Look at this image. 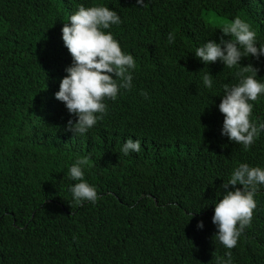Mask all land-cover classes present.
<instances>
[{
	"label": "trees",
	"instance_id": "16d2710c",
	"mask_svg": "<svg viewBox=\"0 0 264 264\" xmlns=\"http://www.w3.org/2000/svg\"><path fill=\"white\" fill-rule=\"evenodd\" d=\"M0 0V264H216L229 251L214 238L215 203L239 163L264 169V130L245 151L221 134L225 83L236 69L205 64L195 49L219 43L208 19L239 16L264 45V0ZM104 5L120 15L111 32L136 62L130 90L106 100L103 120L82 136L55 98L72 57L62 39L69 17ZM175 42L168 43L169 33ZM225 39H230L225 36ZM259 69L264 55L244 57ZM210 72L213 86L203 84ZM147 92V98L141 91ZM250 120L264 123V94ZM141 151L125 156L126 141ZM88 157L84 179L101 196L77 205L68 177ZM242 187V186H239ZM232 264H264V185ZM193 213V215H192ZM203 221V228L197 223Z\"/></svg>",
	"mask_w": 264,
	"mask_h": 264
},
{
	"label": "clouds",
	"instance_id": "9594fccd",
	"mask_svg": "<svg viewBox=\"0 0 264 264\" xmlns=\"http://www.w3.org/2000/svg\"><path fill=\"white\" fill-rule=\"evenodd\" d=\"M136 4L147 7L145 0H136ZM68 21L70 23L62 27V39L72 63L65 69L67 75L61 79L55 98L65 104L71 115L77 117L75 121L69 119L65 127L74 137L86 134L98 121L103 120L108 110L106 100L115 101L120 89L132 88L130 70L135 69L136 62L131 54L122 51L110 31H104L122 23L115 10L104 5L85 7L81 4ZM221 31L219 43L209 39L194 53L205 64L220 61L226 68L236 69L238 83L223 85L218 106L224 116L221 134L247 151L260 131L264 130V123L257 125L250 120L252 102L264 94V83L256 79L259 69L251 63L242 65L241 60L249 56L259 60L264 55V45H258L257 33L239 16L225 22ZM225 36L230 39H225ZM167 41L175 42L174 33L168 34ZM202 80L206 88H212L210 72L203 73ZM141 95L147 98L148 94L142 90ZM140 151L139 138L134 140L129 137L121 148L125 156ZM88 164V157L78 158L68 170L69 179L76 181L70 186V191L77 205L85 201L95 204L101 198L96 188L84 179L83 169ZM260 185H264V169L248 163H239L221 184L223 198L215 203L212 223L217 229L215 240L229 251L225 253L227 259L217 256L216 264H232L230 250L236 247L245 229L251 226L254 209L257 208L255 196ZM203 226V221L197 223L198 228L202 229Z\"/></svg>",
	"mask_w": 264,
	"mask_h": 264
},
{
	"label": "rangeland",
	"instance_id": "374dc122",
	"mask_svg": "<svg viewBox=\"0 0 264 264\" xmlns=\"http://www.w3.org/2000/svg\"><path fill=\"white\" fill-rule=\"evenodd\" d=\"M210 22H212L213 24H215L216 26H219V27H222L224 25L225 22H231L229 20H225V19H221V20H217L216 17L214 16L213 18L212 17H209L208 19ZM252 29V27H251ZM253 30V29H252ZM254 31V30H253Z\"/></svg>",
	"mask_w": 264,
	"mask_h": 264
}]
</instances>
